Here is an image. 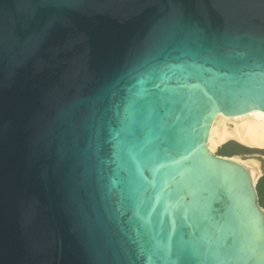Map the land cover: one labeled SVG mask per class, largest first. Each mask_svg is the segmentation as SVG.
Listing matches in <instances>:
<instances>
[{
	"label": "water",
	"instance_id": "95a60500",
	"mask_svg": "<svg viewBox=\"0 0 264 264\" xmlns=\"http://www.w3.org/2000/svg\"><path fill=\"white\" fill-rule=\"evenodd\" d=\"M263 151L264 0H0V264H264Z\"/></svg>",
	"mask_w": 264,
	"mask_h": 264
},
{
	"label": "trees",
	"instance_id": "16d2710c",
	"mask_svg": "<svg viewBox=\"0 0 264 264\" xmlns=\"http://www.w3.org/2000/svg\"><path fill=\"white\" fill-rule=\"evenodd\" d=\"M232 146H237V145H235L232 142H229L228 144H226L225 146H223L220 149V154L229 156V155H233V154H238V153H240V151L245 150L244 147H240V146H237L239 148V150L231 149ZM263 153H264V151H263ZM257 189H258V194L260 197V203L264 207V176L259 180V183L257 185Z\"/></svg>",
	"mask_w": 264,
	"mask_h": 264
}]
</instances>
